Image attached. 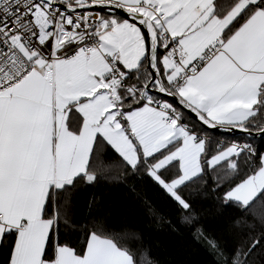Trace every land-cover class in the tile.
<instances>
[{
    "label": "snow or ice",
    "instance_id": "6c2138e0",
    "mask_svg": "<svg viewBox=\"0 0 264 264\" xmlns=\"http://www.w3.org/2000/svg\"><path fill=\"white\" fill-rule=\"evenodd\" d=\"M153 229L264 264V0H0V264H161Z\"/></svg>",
    "mask_w": 264,
    "mask_h": 264
},
{
    "label": "trees",
    "instance_id": "16d2710c",
    "mask_svg": "<svg viewBox=\"0 0 264 264\" xmlns=\"http://www.w3.org/2000/svg\"><path fill=\"white\" fill-rule=\"evenodd\" d=\"M103 195L117 210L127 208L131 203L127 194L119 189H104ZM204 210L207 213L205 218L209 225L220 223L221 218L216 215L215 209L210 204H205ZM121 219H131V217L122 216ZM147 223L148 221L145 219L144 225ZM151 236L158 244L155 251L161 264H208L209 257L204 249L192 243L186 235H176L153 229Z\"/></svg>",
    "mask_w": 264,
    "mask_h": 264
}]
</instances>
